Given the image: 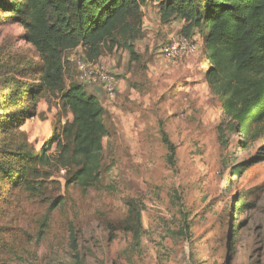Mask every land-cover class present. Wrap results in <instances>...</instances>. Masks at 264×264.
<instances>
[{
  "label": "rangeland",
  "instance_id": "rangeland-1",
  "mask_svg": "<svg viewBox=\"0 0 264 264\" xmlns=\"http://www.w3.org/2000/svg\"><path fill=\"white\" fill-rule=\"evenodd\" d=\"M147 6L135 41L138 60L120 44H105L97 59L81 46L63 52L64 86L81 83L103 107L101 181L89 189L67 184L65 170L51 164L30 166L34 194L0 181V264L70 260V224L86 264H264V161L231 174L223 158L232 160L239 136L223 132V147L218 127L227 118L203 77L204 38L188 33L197 50L163 58L161 45L185 35V23L162 22L155 1ZM0 15V147L35 153L53 139L46 153L55 154L59 133L72 120L59 92L41 93L34 109L23 101L22 124L4 130L11 117L21 118L15 115L21 108L7 99L15 85L38 83L41 62L23 27ZM98 65L119 78L112 98L81 78L84 68ZM161 129L176 147L174 165ZM261 141L236 151L235 162ZM239 199L244 204L236 213Z\"/></svg>",
  "mask_w": 264,
  "mask_h": 264
},
{
  "label": "trees",
  "instance_id": "trees-1",
  "mask_svg": "<svg viewBox=\"0 0 264 264\" xmlns=\"http://www.w3.org/2000/svg\"><path fill=\"white\" fill-rule=\"evenodd\" d=\"M149 1L0 0V12L9 14L8 18L23 27L24 39L34 47L41 62L38 83L29 87L24 83L15 85L7 99L21 108L15 113L21 118L11 117L4 130L18 128L26 117L22 102L34 109L43 92H59L72 114L71 122L61 129L56 140L55 154L46 153L53 139L35 153L25 150L26 146L17 151L0 147L1 182L15 183L34 194L37 185L30 166L51 164L65 170L67 184L89 189L100 183L103 138L108 134L103 107L81 83L71 81L64 86L63 52L81 46L87 57L97 59L105 44L108 48L120 44L132 60H138L135 41L142 35V6ZM153 1L162 22L178 19L185 23V36L191 33L204 38L203 77L220 99L227 118L218 127L223 147L226 148L223 132L239 136L232 160L223 158L229 163L231 174L239 175L264 161V0ZM2 110L0 105V119L4 116ZM161 138L167 148V162L174 165L176 147L163 129ZM259 139L261 144L252 154L235 162L236 151L246 152ZM243 204L242 199L235 203L236 213ZM55 207L56 203H52L49 209ZM137 236L135 233L134 238ZM69 245L70 260L55 264H86L72 224Z\"/></svg>",
  "mask_w": 264,
  "mask_h": 264
},
{
  "label": "built area",
  "instance_id": "built-area-1",
  "mask_svg": "<svg viewBox=\"0 0 264 264\" xmlns=\"http://www.w3.org/2000/svg\"><path fill=\"white\" fill-rule=\"evenodd\" d=\"M197 50V44L194 39L181 35L176 39H170L161 45L160 53L163 58L180 59L191 55ZM83 68V66H81ZM81 78L83 81L101 87L107 98H112L116 93L119 78L115 73L104 68L103 65L87 67L82 70Z\"/></svg>",
  "mask_w": 264,
  "mask_h": 264
},
{
  "label": "crops",
  "instance_id": "crops-1",
  "mask_svg": "<svg viewBox=\"0 0 264 264\" xmlns=\"http://www.w3.org/2000/svg\"><path fill=\"white\" fill-rule=\"evenodd\" d=\"M145 7H148L147 4L145 5ZM143 8H144V7H143ZM143 8H142V9H143Z\"/></svg>",
  "mask_w": 264,
  "mask_h": 264
}]
</instances>
